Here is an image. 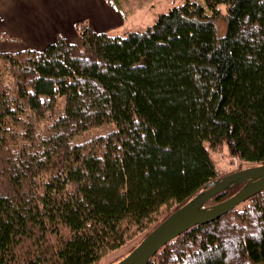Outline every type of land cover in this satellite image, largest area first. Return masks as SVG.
I'll return each mask as SVG.
<instances>
[{
    "label": "trees",
    "instance_id": "1",
    "mask_svg": "<svg viewBox=\"0 0 264 264\" xmlns=\"http://www.w3.org/2000/svg\"><path fill=\"white\" fill-rule=\"evenodd\" d=\"M75 28L79 46L0 53V264H114L221 177L212 152L264 164V0ZM146 264H264V190Z\"/></svg>",
    "mask_w": 264,
    "mask_h": 264
},
{
    "label": "crops",
    "instance_id": "2",
    "mask_svg": "<svg viewBox=\"0 0 264 264\" xmlns=\"http://www.w3.org/2000/svg\"><path fill=\"white\" fill-rule=\"evenodd\" d=\"M119 18L118 9L106 0H0V33L14 38L23 35L31 45L22 48L37 51L57 35L70 42L78 21L86 19L92 29L102 32Z\"/></svg>",
    "mask_w": 264,
    "mask_h": 264
},
{
    "label": "water",
    "instance_id": "3",
    "mask_svg": "<svg viewBox=\"0 0 264 264\" xmlns=\"http://www.w3.org/2000/svg\"><path fill=\"white\" fill-rule=\"evenodd\" d=\"M240 188L212 205L209 200L221 192ZM264 190V164L246 167L221 176L158 224L131 252L114 264H146L167 242L185 230L213 222L240 203Z\"/></svg>",
    "mask_w": 264,
    "mask_h": 264
},
{
    "label": "rangeland",
    "instance_id": "4",
    "mask_svg": "<svg viewBox=\"0 0 264 264\" xmlns=\"http://www.w3.org/2000/svg\"><path fill=\"white\" fill-rule=\"evenodd\" d=\"M108 5L113 8H117L120 18L117 24L112 26H106L104 30L96 31L92 29L95 33H103L110 36H120L123 37L129 32H142L148 26L152 25L157 19L158 15L166 13L171 7L181 4L183 0H106ZM203 3V0H192ZM79 23L88 22L85 20L78 21L75 23V27ZM97 29V28H96ZM76 35H74L70 40L72 43L79 42L78 33L76 28L74 29ZM60 35H57L58 37ZM62 37V36H60ZM31 44L28 42L25 36L17 37L15 40H0V53L1 52H13L18 50H23L22 47H29ZM80 45V42L78 46ZM211 157L214 161L215 168L220 176L227 175L231 172L243 169L247 167L246 164L241 161L231 157L226 148L223 147L219 151L211 153ZM164 211H161V214ZM231 246H226V250L232 258ZM123 251L113 252L104 257L98 264H111L116 261Z\"/></svg>",
    "mask_w": 264,
    "mask_h": 264
}]
</instances>
